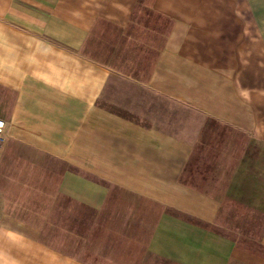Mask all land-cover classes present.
<instances>
[{"label":"crops","instance_id":"0c3cea01","mask_svg":"<svg viewBox=\"0 0 264 264\" xmlns=\"http://www.w3.org/2000/svg\"><path fill=\"white\" fill-rule=\"evenodd\" d=\"M0 119V264H264V0H0Z\"/></svg>","mask_w":264,"mask_h":264},{"label":"rangeland","instance_id":"374dc122","mask_svg":"<svg viewBox=\"0 0 264 264\" xmlns=\"http://www.w3.org/2000/svg\"><path fill=\"white\" fill-rule=\"evenodd\" d=\"M135 58L137 57H132V59ZM36 187L37 190L35 199H25L21 201L20 212L23 213L21 218L34 222L43 227V229L48 227V231H42L41 238L57 247H61L63 245V249L66 250L65 247H67V243L71 244V246L73 245L72 243L74 242H72V240H74L73 237L75 233L60 231V225H63L61 220H64L65 218L67 220L69 218L68 214L76 212L77 210L73 205H67V203L63 202V199L57 196L54 183L47 186L40 184L36 185ZM83 218L85 231L83 233V239H81L84 244V253H86V251H89L91 247V215L84 211ZM111 236L113 237L109 241L105 238L101 239V248L108 249L109 245L112 254L113 252L118 251L116 254L117 256L115 255V259H91L89 256L85 255L84 257L87 258L85 260L91 262V264H171L167 261L146 254L139 243L137 244V248H128L127 252L129 254L127 253L128 256L125 257L122 253L124 252V249L128 247L126 241L124 239L118 240V238L114 237V234ZM71 250H74V247H71ZM78 251H80V248ZM131 251H133L136 255H131Z\"/></svg>","mask_w":264,"mask_h":264},{"label":"built area","instance_id":"2783aa9c","mask_svg":"<svg viewBox=\"0 0 264 264\" xmlns=\"http://www.w3.org/2000/svg\"><path fill=\"white\" fill-rule=\"evenodd\" d=\"M3 125H4V122H3V120L2 119H0V131L2 130V128H3Z\"/></svg>","mask_w":264,"mask_h":264}]
</instances>
